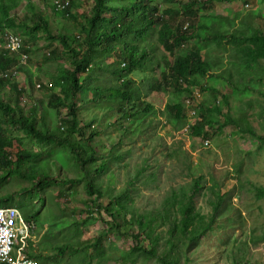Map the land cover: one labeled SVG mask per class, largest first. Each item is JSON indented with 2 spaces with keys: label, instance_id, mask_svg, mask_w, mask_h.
Listing matches in <instances>:
<instances>
[{
  "label": "rangeland",
  "instance_id": "1",
  "mask_svg": "<svg viewBox=\"0 0 264 264\" xmlns=\"http://www.w3.org/2000/svg\"><path fill=\"white\" fill-rule=\"evenodd\" d=\"M27 1L29 0H19L17 8L12 11V14L19 16L17 21L22 20L26 14L31 16L25 6ZM31 1L38 9L51 15L55 22L52 1ZM75 1L72 14L77 18L83 12L87 13L93 4V0ZM178 5L165 3L163 0H151L150 12L152 15L161 16L165 8L176 9ZM175 21L181 30L192 32L191 26H195L198 27L199 34L221 31L225 38L219 43L201 39L189 41L174 53H170L158 43V29L161 25H157L148 37L156 44L155 51L151 50L153 54L160 56L164 65L179 53L195 47L200 49L202 55L210 61L212 73L219 74L218 78L205 77L203 86L214 84L219 90L218 99H215L217 103L222 94L228 95V105L223 107V111L228 110L229 115L240 122L242 127L252 126L257 135H264V59L252 64L250 69H245L242 61L244 57L238 51L240 46L230 41L232 36L250 35L255 29L264 32V0H198L192 9L181 13ZM74 23L70 20V24ZM186 24L188 28L184 27ZM200 25L203 27H199ZM14 30L23 37L29 60L26 66L19 68L20 76L17 79L24 93L8 91L7 96L17 109L22 108L26 112H30L35 105L46 107L47 119L52 123L59 122L60 113L47 102L51 88L56 87L57 91L63 92L60 86L51 84L54 82L52 77L57 72L56 65L61 64L62 59L49 60L47 56L48 52L55 49L60 53L62 45L49 41L39 31L28 32L29 29L18 27ZM2 46L0 40V52ZM107 61H112V58L108 57ZM64 64L68 65V62ZM152 67L129 72L132 84L139 86L141 100L151 104L152 110L143 112V106L137 105L133 108L136 114L133 118H124L122 125L119 121L112 126L107 125L102 132L107 148L115 144L123 154L121 160L113 162L110 170L115 179L109 183V175H104V185L110 186L113 193L130 188V207L137 214L160 209L166 196L174 189L183 187L191 192V184L200 177V187L195 193V206L208 220L213 218V223L195 244L190 247L188 244L184 245L187 252L182 257V262L188 256V264H264V197L256 194L257 186L264 187V142L258 136L241 131L234 123L223 127L217 124L208 127V137L192 135L190 125L200 117L197 115V104L200 101L207 105L213 104L214 96L207 87L203 90L196 86L185 101L188 121L176 120L166 108V104L173 101L172 91L154 87L161 79V71L156 62ZM38 83L42 85L38 86ZM91 95L92 92L89 91L88 96ZM90 106L91 104H86L81 108L84 117L87 120L92 116L100 119L101 109L92 107L89 111ZM61 111V116H64L65 110ZM117 115L116 112L107 114L105 123L106 119L116 121ZM217 117L222 124L223 115ZM131 122L134 123L130 126ZM95 125L98 127L99 122ZM0 128L9 134L21 136L22 144L27 148H42L31 142L30 135L14 127V124L7 121V116L1 113ZM119 140L122 141L117 144ZM60 154V150L54 149L44 151L40 156L43 160H49L50 169L56 175L62 169L59 170L53 159ZM138 169H142L139 179L130 184L131 177ZM62 171L63 175H78L71 162ZM27 185L28 181L11 173L7 175L6 181L0 183V194L16 193L20 187ZM217 190L224 194V200L214 209L212 201L217 199ZM42 194L43 201L38 197L25 200L35 208L34 217L31 219L36 225L33 243L38 250L49 256L44 264H160L156 258L140 254H136L134 260L127 259V252L135 241L131 234L123 235L115 230L104 238V248L100 255L90 249L88 256H85L80 241H92L109 227L106 222L111 220L107 212L103 209L99 212L94 208L93 213H90L86 205L89 196L83 182L70 185L53 184ZM105 198L106 196L103 201ZM12 201V205L21 210L23 198L16 195ZM101 216L107 220H102ZM76 222L81 224L80 236ZM167 228L160 226L158 229L162 234L161 241L167 236ZM67 243L74 246L61 252L59 246ZM162 249L163 245L160 251Z\"/></svg>",
  "mask_w": 264,
  "mask_h": 264
},
{
  "label": "trees",
  "instance_id": "2",
  "mask_svg": "<svg viewBox=\"0 0 264 264\" xmlns=\"http://www.w3.org/2000/svg\"><path fill=\"white\" fill-rule=\"evenodd\" d=\"M163 1L178 3V8L167 7L160 16L151 14V0H93L90 10L87 13L83 12L77 18L72 14V7L75 6L76 1L70 0V5L64 10L52 7L55 13V22H53L51 15L38 9L31 0L25 5L31 16L26 14L22 20L17 21L19 16L12 14V11L17 8L19 0H0V29L8 26L29 29L28 32L39 31L45 34L49 41H56L62 45L60 53L55 49L48 52L47 58L62 59L61 64L56 65L57 72L52 77L54 82L51 84L60 86L63 91L60 93L56 87L51 88L47 103L60 113V121L52 123L47 119L46 107L35 105L30 112L22 108L17 109L7 93L11 91L20 94L24 90L13 78L0 76V113L6 115L7 121L14 124V127L30 135L31 142L42 147L38 150L27 148L22 144L21 136L9 134L0 128V183L6 181L7 175L11 173L28 181V185L20 187L16 193L2 192L0 205H12L13 198L19 195L23 198L21 212L27 220H31L35 208L26 202V198L33 200L38 197L43 201L42 192L50 185L83 182L89 196L86 205L90 213H93L94 208L99 212L103 209L111 220L106 222L109 227L96 235L94 240L80 241L85 256H88L90 249L100 255L104 248V238L115 230L119 234H131L135 241L127 252L129 260H134L135 255L140 254L156 258L160 264H188V256H185L182 262V257L187 252L184 245L188 244L190 247L195 244L213 223V218L208 220L206 215L195 206V193L200 187V177L191 184V192L190 189L183 187L179 190L174 189L166 196L160 209L137 214L130 207L132 201L128 196L130 188L113 193L110 186L104 185L103 176L109 175V183H112L115 179L114 174L110 172L112 164L123 158V154L115 144L109 148L105 145L102 137L105 127L112 126L117 121L122 125L124 118H133L136 115L133 108L137 105L143 106V112L153 108L151 104L141 100V91L139 86L132 84L130 71L138 68L149 69L154 62L157 63V68L161 71V79L154 87L158 90L164 88L172 91L173 101L166 104V108L176 120L187 119L185 100L193 93L196 86L203 90L207 87L210 90L214 96L213 104L207 105L206 102L203 104L201 101L197 104V115L200 117L190 125L192 135L208 137V127L216 124L223 127L234 123L241 131L258 136L264 142V135H257L252 126L242 127L240 122L229 115L228 110L223 111V107L228 105V95L222 94L217 103L215 99H218L219 90L214 84L203 86L202 81L205 77L218 78L219 74L212 73L210 61L202 55L200 49L195 47L179 53L171 62L164 65L160 56L153 54L151 50H154L156 44L148 37L157 25H161L158 29V43L170 53H174L182 47V44H187L189 41L195 42L201 39L219 43L225 38V34L221 31L199 34L198 27L191 26L193 31L187 32L177 26L175 18L192 9L198 0ZM70 20L75 23L70 24ZM230 41L240 46L238 51L244 57L242 61L245 69H250L252 64L264 59V32L255 29L250 35L232 36ZM23 50L28 53L25 43ZM108 57H111L112 61H107ZM28 60L29 55L26 64L22 67L27 65ZM66 61L68 65L64 64ZM17 62V56L10 57L4 47H1L0 71ZM89 91L92 92L90 97ZM86 104H91L89 111L92 107L101 109L100 119L92 116L87 120L84 117L81 108ZM61 110H65L64 116H61ZM113 112L118 114L117 120L106 119L108 123L106 124V115ZM219 115H223L222 124L219 123L217 117ZM97 122H99L98 127L95 125ZM133 123L131 122L130 126ZM121 141L119 140L117 144ZM54 149L61 151V154L53 159L55 164H58L59 170H65L71 162L77 170V176L63 175L62 170L56 175L50 169L49 160L40 158L44 151ZM140 171L142 169H138L131 177L130 184L139 179ZM256 194L258 197H264V187L257 186ZM216 196L217 199L212 201L214 209H217L224 200V194L220 190L216 191ZM29 208H32V211ZM102 220L107 219L102 217ZM160 226L168 227L164 241H161L162 234L158 231ZM76 228L80 236L79 222H76ZM162 245L163 249L160 251ZM73 246L74 244L67 243L60 245L59 248L61 252H65ZM80 247L77 249L79 250ZM30 254L37 257L41 264L49 259V256L37 247L32 246Z\"/></svg>",
  "mask_w": 264,
  "mask_h": 264
},
{
  "label": "built area",
  "instance_id": "3",
  "mask_svg": "<svg viewBox=\"0 0 264 264\" xmlns=\"http://www.w3.org/2000/svg\"><path fill=\"white\" fill-rule=\"evenodd\" d=\"M51 1L59 10H64L70 5V0ZM5 37L8 50L11 53L20 52L21 37L10 30L6 32ZM27 58L26 53H20V63L25 64ZM2 76L19 77V70L17 66H12L4 71ZM35 229V222L26 220L18 207L0 206V264H39L28 253Z\"/></svg>",
  "mask_w": 264,
  "mask_h": 264
},
{
  "label": "clouds",
  "instance_id": "4",
  "mask_svg": "<svg viewBox=\"0 0 264 264\" xmlns=\"http://www.w3.org/2000/svg\"><path fill=\"white\" fill-rule=\"evenodd\" d=\"M51 1V0H50ZM54 6V5H53ZM55 7V6H54ZM184 27L185 28H188V24H186V25H184ZM8 30H10V31H12V32H14V33H17L20 37H21V39H22V46H21V49H20V52H14V53H11L9 50H8V48H7V42H6V37H5V34H6V32L8 31ZM0 40H1V42H2V47H4V49L6 50V53L7 54H9V56L10 57H14V56H17L18 57V62H17V64H14V65H12V66H17V69L19 70V68L20 67H22L23 65H25V64H22V63H20V53L21 52H24V53H26L27 54V56L29 55L26 51H24L23 50V46H24V42H23V37L21 36V34L20 33H18L17 31H15L14 30V28H12V27H8V26H4V27H2L1 29H0ZM186 44V43H185ZM185 44H182V46L183 45H185ZM28 59V58H27ZM12 66H10V67H12ZM9 67V68H10ZM8 69V68H7ZM7 69H5V70H3V71H0V76L1 77H4V76H2V73L4 72V71H6ZM19 76H20V71H19ZM5 78H9V77H5ZM11 78V77H10ZM14 80H16V81H18L17 79H18V77H12ZM194 91V90H193ZM186 101V100H185ZM193 123H195V121L193 122ZM192 123V124H193ZM2 206V205H1ZM4 206V205H3ZM8 206H15V205H8ZM17 207V206H16ZM18 209H19V207H18ZM20 210V209H19ZM21 211V210H20ZM22 213V212H21ZM23 215V214H22ZM23 217H24V215H23ZM25 218V217H24ZM26 219V218H25ZM31 242H33V238L30 240V245H31ZM32 246L33 247H35V244L34 243H32ZM32 246L29 248V250H28V253H29V255L31 256V254H30V251L32 250ZM32 258H35V257H33V256H31ZM36 260H37V258H35ZM38 261V260H37ZM38 263L39 264H41L39 261H38Z\"/></svg>",
  "mask_w": 264,
  "mask_h": 264
},
{
  "label": "bare ground",
  "instance_id": "5",
  "mask_svg": "<svg viewBox=\"0 0 264 264\" xmlns=\"http://www.w3.org/2000/svg\"><path fill=\"white\" fill-rule=\"evenodd\" d=\"M1 206V205H0Z\"/></svg>",
  "mask_w": 264,
  "mask_h": 264
}]
</instances>
